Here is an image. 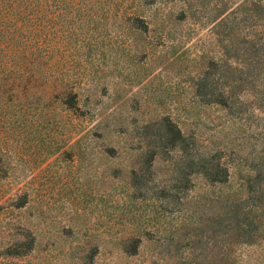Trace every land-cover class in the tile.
<instances>
[{
  "label": "rangeland",
  "instance_id": "1",
  "mask_svg": "<svg viewBox=\"0 0 264 264\" xmlns=\"http://www.w3.org/2000/svg\"><path fill=\"white\" fill-rule=\"evenodd\" d=\"M243 1L39 0L25 10L0 0V264H264L257 184L246 194L254 226L240 231L229 188L181 175L173 152L150 166L139 142L169 115L199 152L220 151L238 173L263 168L261 101L246 93L229 110L194 93L204 73L215 85L238 66L220 61L214 16ZM133 13L148 31L133 28ZM241 70L249 80L251 66ZM70 90L77 108L63 103ZM140 231L135 253L129 236Z\"/></svg>",
  "mask_w": 264,
  "mask_h": 264
},
{
  "label": "trees",
  "instance_id": "2",
  "mask_svg": "<svg viewBox=\"0 0 264 264\" xmlns=\"http://www.w3.org/2000/svg\"><path fill=\"white\" fill-rule=\"evenodd\" d=\"M18 5H23V9H29L35 7L39 0H14ZM219 6V5H217ZM216 6V7H217ZM238 10L225 11L220 9L214 16V22L217 29V38H219L220 47V61L232 60L238 64L231 70L230 75H219L218 82L214 85V82L210 80V75L206 72L203 77L197 83V87L194 91L196 96L202 103L218 105L229 110H234L236 105L234 102L245 100L244 94L248 93L254 100H260L264 111V88L258 89L257 84H264V0H244ZM218 8V7H217ZM192 11V9H190ZM218 10V9H216ZM190 12L184 7L180 15L185 17L189 16ZM241 15V18L239 17ZM133 19L142 23V25L134 26L135 29L149 30V24L146 19L142 18L139 13H133ZM171 19V17H170ZM145 20L147 23H145ZM254 22L251 31L245 29L246 23ZM242 26V27H241ZM259 28V29H255ZM244 40L247 46L237 45ZM260 42V46L258 43ZM257 45V46H256ZM263 48L262 54L259 53V49ZM241 52L247 54V57L239 59L235 56ZM203 60V59H202ZM245 60V61H243ZM251 66V72L249 74V80L244 79L242 76H238V71H242L244 67ZM226 80L229 85L223 87L219 82ZM67 95L66 101L63 103L70 108L80 106V97L78 92L72 90L65 91ZM248 96V95H247ZM102 125H98L97 128ZM146 127L153 128L152 135L147 139H142L139 142L142 146V155L148 154L150 156V166L154 164L155 159L162 154V152H173L179 156V161L176 163L177 169L181 175L188 176L191 172H195L197 175H201L211 185H221L222 187L229 188V208L236 211V214L243 215V219H238L236 227L240 230L244 226H254V219L248 216V212L245 209L252 210L255 205H250L246 199V194H252V191H256L255 185L259 188L260 204L264 201V159L262 160V169L248 168L247 171H236L234 165L228 161L223 153L217 151L212 153L211 151L199 152L195 139L190 137L182 127L174 121L171 116H161L149 121ZM99 130V129H95ZM107 130V131H106ZM110 128L104 129V133L101 132L99 137L104 135H110ZM109 150H115V147H108ZM240 174L239 184L234 185L233 182L236 179V175ZM136 168L131 171V179L133 188L136 190L141 185L136 181ZM231 188V190H230ZM226 193V192H225ZM263 200V201H262ZM261 206V205H259ZM251 228V229H252ZM241 231V230H240ZM137 236H129V239L134 241L135 253H139L142 246L143 233L140 231ZM239 236L240 232L238 233ZM251 235V234H250ZM36 239L33 238V242ZM247 242H251L248 240ZM119 245L125 249V242L121 239ZM126 251V249H125Z\"/></svg>",
  "mask_w": 264,
  "mask_h": 264
}]
</instances>
